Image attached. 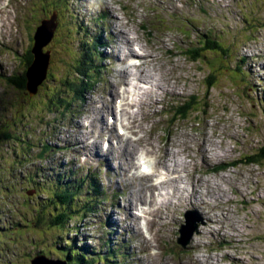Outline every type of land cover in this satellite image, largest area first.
<instances>
[{
  "label": "rangeland",
  "instance_id": "374dc122",
  "mask_svg": "<svg viewBox=\"0 0 264 264\" xmlns=\"http://www.w3.org/2000/svg\"><path fill=\"white\" fill-rule=\"evenodd\" d=\"M162 1L164 13L160 8L151 12L162 5L157 0H74L59 12L50 7L44 17V0H0V264H31L39 254L49 261L61 260L59 251L72 238L76 249L87 245L86 249L99 252L101 260L96 264H209L210 260L211 264H264V159L219 169L218 179L210 181L215 164L244 159L264 147V0H187V8L179 0ZM124 5L126 11L121 9ZM90 13L93 22H88ZM41 20L47 22V34L39 43H44L49 62L46 79L35 95L37 83L20 91L9 88L5 80L6 71L20 69L19 56ZM64 20L74 25L75 40L69 42ZM103 26L110 37L103 33L108 46L99 49L87 43L88 51H102L97 59H90L91 66L104 68L95 71L93 88L82 92L80 103L69 96L71 104L64 110L50 109L47 93L59 91L63 77L72 71L76 54L67 48L79 51ZM115 26L148 44L131 45L141 56L137 61L145 60L146 79L136 78L131 61L120 62L127 49L117 40ZM203 33L228 48V56L216 52L195 61L185 54L190 42L196 43ZM146 50L159 59L142 58ZM243 54L245 60L234 56ZM126 68L129 75L122 82L120 72ZM209 71L212 83L205 91ZM153 79V85L174 86L166 93L158 89L156 94L143 95L145 86H150L145 82ZM136 94L142 105L125 106V99L134 102ZM191 95L200 99L190 106L188 116L171 117L172 106L184 104L179 102ZM103 104L110 109L99 108ZM119 126L126 130L124 135ZM90 144L99 151L89 149ZM108 145L113 149L106 152ZM222 151L223 156H216ZM25 152L28 156L22 155ZM139 159L153 164L149 174L140 172ZM93 173L103 193L98 198L84 190L73 195L72 204L81 206H88L84 202L88 196L87 211L81 214L79 208L61 231L50 227L52 215L61 211L58 198L49 201L50 194L72 192L77 188L75 179L85 181ZM167 178H172L169 183H158ZM218 180H228V185H219ZM168 192L170 197L162 200ZM150 194L152 216H137V222L141 227L148 220L152 246L144 244L126 220L132 212L139 214L136 199L148 201ZM134 202L129 211L124 208ZM106 207L111 208L104 211ZM187 210L194 211L199 231L183 248L176 237Z\"/></svg>",
  "mask_w": 264,
  "mask_h": 264
},
{
  "label": "trees",
  "instance_id": "16d2710c",
  "mask_svg": "<svg viewBox=\"0 0 264 264\" xmlns=\"http://www.w3.org/2000/svg\"><path fill=\"white\" fill-rule=\"evenodd\" d=\"M46 4H48L50 7L54 8L53 10H56L57 12L60 11L61 8L65 7H70L72 2L74 0H44ZM160 3L164 2L162 0H158ZM262 2V0H260ZM260 2V3H261ZM161 12L164 13L167 11V8H163V4L160 5ZM154 11V10H152ZM49 11H46V9L41 10V14L45 15V13H48ZM171 16H175L174 14H170ZM88 22H93L95 17L93 16V13L88 14ZM36 20L33 22L35 23ZM65 22L66 25H65ZM253 23H256L253 21ZM246 24H249L247 22ZM64 25L65 29L67 32L74 33V25L71 23V21L64 20ZM35 26V25H34ZM58 30V26L56 27ZM106 29L105 26L102 27V30L96 31L89 39V41H86V43L81 44L82 49H78L79 51L73 49V47H68L67 49L71 50L74 54H76L75 59L72 61V71L68 72L64 77H63V83L61 87L59 88V91L53 90L52 93H47V97L45 98V102L47 101L48 104H51L49 106L50 109L53 107H58L60 110H64L65 106L68 104H71L70 98H74L75 100L78 101V103L81 102L82 98V92L86 89L93 88L94 86V73L95 71L98 73L99 71H102V68H98L97 66H91L92 61L90 59H97V54L101 56L102 51L97 50L96 52H90L87 50V43L91 42L96 44L98 47L102 45L104 41V36L103 33H105V37H109V35L106 34ZM62 32V31H61ZM68 34V33H67ZM110 38V37H109ZM68 39L69 42L70 40H75L73 36L68 34ZM77 40H82L81 38H78ZM86 44V45H85ZM108 44L107 41H104V45L106 46ZM85 45V46H84ZM95 47V45L93 46ZM93 50L96 51L95 48ZM221 54L222 56L228 55V48H223L217 41H215L208 33H203L201 36H198V39L195 42H190V45L187 46V49L185 50V54L189 53L191 58H193L195 61L199 60L201 57V61L204 55L207 54H214V53ZM236 59H241L245 60L246 57L237 56L234 55ZM20 59L23 60L24 64V71L22 74V69L20 68L19 70L13 71V75L8 76L7 80H5V84L9 86V88H17L19 90H22L23 88H27V76L25 75V72L29 66L32 65L33 61V54L32 51L30 50V46L24 51V53L19 56ZM87 58V59H86ZM101 59V57H100ZM101 61V60H100ZM91 62V63H90ZM97 67V68H96ZM101 69V70H100ZM235 70L240 72L241 74L245 75V72L241 70V68L238 65H235ZM93 72V73H92ZM212 72L209 71L208 76L206 77V84H205V91L206 87L208 89L211 87L210 83H212V77H211ZM37 95V94H35ZM200 96L197 95H191L187 101L182 102L184 104H175V106H172L174 112L171 115V117H181L182 119L187 117L190 112H188V109L192 104H194L195 100H199ZM204 106H208L207 103L203 104ZM194 112V111H191ZM172 122V121H171ZM24 148V147H23ZM26 151L30 150V147H25ZM42 152H40L39 156H41ZM23 156H28V152H25L22 154ZM264 159V147L260 149V151L257 154H253L249 157H245L243 160L239 161H231L230 163H220L215 166V170H219L225 167H228L229 165H234L236 166L237 164H258L260 163V160ZM212 169V170H214ZM83 181V180H82ZM77 188L73 190L72 192L69 191H59V194L54 195L50 194L48 197L49 201L56 197L58 198V205L61 209V211L57 215H52V221L48 222L47 224L50 227H55L57 230L61 231L66 222H68L69 219H72L73 217L76 216L77 212H79V208L81 209V214L85 213L88 209V207L91 205L89 203V199L87 198L88 196H94V198H98L102 193L103 189L100 188V186L97 183L96 179V174L93 173L92 175L86 176L85 179V184L80 187L79 185L76 186ZM81 190H84L88 196L84 197L85 203L88 204V206H81L78 203L72 204L73 200L75 199L73 195L78 194L81 192ZM106 199V198H104ZM97 202L98 199H97ZM60 204V205H59ZM64 205V206H62ZM98 205V204H96ZM75 206V207H74ZM51 224H53L51 226ZM60 238V237H59ZM67 245H66V244ZM64 246H62L60 252V258L69 260L67 264H96L99 263L101 260V256H98L99 252L93 251L92 249H89L87 245H84L83 247H80L76 249L75 242L72 238V242L69 243V241L65 240L64 241ZM69 247V248H68ZM86 252H90L91 256H88Z\"/></svg>",
  "mask_w": 264,
  "mask_h": 264
},
{
  "label": "bare ground",
  "instance_id": "6f19581e",
  "mask_svg": "<svg viewBox=\"0 0 264 264\" xmlns=\"http://www.w3.org/2000/svg\"><path fill=\"white\" fill-rule=\"evenodd\" d=\"M259 1V0H258ZM120 5H121V3H120ZM122 10H124V11H126L127 10V7H126V5H124L122 8H121ZM107 12H108V15H109V10L107 9ZM55 14V13H54ZM123 17H124V15H123ZM122 18V17H121ZM120 18V19H121ZM125 19H127V21H126V23H130V22H132V19L131 18H125ZM47 22H43L42 24H41V26L38 28V30H37V33H36V36H35V46H34V49H33V51H34V54H35V56H34V62H33V65H32V67L30 68V70H29V87H31V82H33V83H38L39 82V79L41 78V76L43 75V71H44V68H45V65H46V62H47V55L45 56V55H42L41 53H40V51L38 50V47L40 46V45H42V44H44V43H42V44H40L39 43V41L40 40H42V39H44V37L46 36V34H47V32H46V26H45V24H46ZM123 23V22H122ZM53 25V24H52ZM118 25H121L120 24V21H119V24ZM115 28V36L118 38H116L119 42H121L122 44H123V46H124V48H126L127 49V52L126 53H124V55H123V57L121 58V60H120V62H123V61H125V60H128L129 59V57H131V56H139V54H138V52H136L134 49H132L131 48V44L134 42V41H137V42H140L141 41V43H140V47L141 48H145L148 44L145 42V40H144V38L142 37L141 39L139 38V36H136L135 38H129L128 37V33L122 28V27H120V26H115L114 27ZM134 29H136V31H137V33H138V30H137V28H134ZM48 33H49V31H48ZM68 34H70L71 36H73V33H70V32H68ZM142 43H144V45L142 44ZM155 50L154 49H152V52H154ZM167 51V50H166ZM152 52H151V54H150V52H148L147 50H146V52L144 53V55L142 56V58H144V59H147V58H151V59H149V60H152V61H156V60H158L159 59V56H153L152 55ZM158 64V63H157ZM157 64H156V66H157ZM20 68L22 69V74H23V71H24V64H23V60L22 59H20ZM134 69H135V75H136V78L138 79V80H144V79H146V76H148V75H146V73H145V69H144V66H145V60H142V61H139L138 62V64H130ZM148 67V66H147ZM39 68H41L39 71H38V69ZM40 72H42V74H40ZM6 73H7V75L9 76H11V75H13V73H11L10 71H6ZM121 75H122V82H124L125 81V79H126V77L129 75V71H128V69L126 68V69H124V70H122L121 72ZM125 74V75H124ZM25 75H26V72H25ZM124 75V76H123ZM151 75V74H150ZM142 78V79H141ZM155 78V77H154ZM35 80V81H34ZM165 79H163V81H164ZM145 84H151L152 86H155V87H157V89H162L165 93L167 92V90H168V87H173L174 86V84H172V85H168V86H164V87H162V86H160V85H158V84H154L153 85V82H151V81H147V82H145ZM137 86L138 85H136V88H137ZM155 92H157V90H154L153 88H146L145 89V92H144V94H146V95H150V94H153V93H155ZM114 94H117V93H114ZM136 103H138L139 105H141V102H138V101H134V102H128V101H126V99H125V101H124V105L125 106H128V107H132V106H135L136 105ZM104 106V107H103ZM103 107V109H104V111H107V110H109L110 109V105H105V104H103L102 106H100L99 108H102ZM121 109H123L124 110V108H121ZM137 113H138V115H140L141 114V109H139V110H137L136 111ZM126 115H127V113H126ZM129 115V114H128ZM129 117H130V115H129ZM119 128H122V126H119ZM89 135H87V137H88ZM94 143V142H93ZM93 143H91V144H93ZM91 144H90V146H89V149H94V151H96L95 153H97V151H99L97 148H95V147H91ZM111 149H113L112 147H110L109 145H108V147L106 148V152H109ZM122 150H124L125 151V147H123L122 148ZM106 152L104 151V153H103V158H104V160L106 161V158H107V154H106ZM129 154L131 153V152H128ZM223 156L224 154H223V151L221 152V154L219 153V154H216V156ZM174 165H175V163H174ZM140 166H141V164L139 165V168H140ZM153 169V164H150V169H149V172L151 171ZM132 171V170H131ZM130 171V172H131ZM178 172V168L177 169H175L174 171H173V173L174 174H176ZM148 174V173H147ZM162 178H164V176L162 177ZM174 179H177V178H179V176H174L173 177ZM172 178H167L165 181H162V182H167V183H169L170 182V180H171ZM215 181L217 180V179H215V178H213ZM180 180H181V184H183V185H185V182L182 180V177H180ZM161 181H158V183H160ZM155 184L156 183H154V184H151L150 186L152 187V188H155ZM217 185V184H216ZM183 190H185L184 188H183ZM164 194V193H163ZM167 196H168V193L167 194H164V196H163V198H167ZM151 197H152V194H150V204H149V200L148 201H146V199H141V197H138L137 199H136V201L139 203V205L137 206V208H139L140 210H141V212H142V216L143 217H147V216H152V213H153V211L154 210H151L150 209V207L152 206V204H153V200L151 199ZM179 199V198H178ZM156 204L157 205H159V203H157V201H156ZM178 204H181V200L180 201H178ZM135 205H136V202H134V205L133 206H128V207H124L126 210H128L129 211V209L131 208V207H135ZM161 208V207H160ZM115 211V210H114ZM132 213H134V212H132ZM138 215L136 214V213H134V215L133 214H130L128 217H126V220L127 221H129V223H128V225L130 226V229H132V231H134V233H136V234H138L139 236H141L143 239H144V244H148V245H150V246H152L153 245V242H152V237H150V238H148L146 235H145V233H144V231H143V229H142V227H140L139 225H138V222H137V219H138V217H137ZM140 217V216H139ZM113 221V225H115V223L114 222H117L118 223V225H120V221H117V220H112ZM144 223H145V229H146V231H147V233H149L150 235H151V232H150V228H151V226H150V224H148V220H145L144 219ZM191 224H194L192 221L190 222ZM137 225V230H135V226ZM192 226V225H191ZM114 253H115V251H114ZM122 254V253H121ZM118 261V260H117ZM121 262V261H120Z\"/></svg>",
  "mask_w": 264,
  "mask_h": 264
},
{
  "label": "water",
  "instance_id": "95a60500",
  "mask_svg": "<svg viewBox=\"0 0 264 264\" xmlns=\"http://www.w3.org/2000/svg\"><path fill=\"white\" fill-rule=\"evenodd\" d=\"M190 222H191V219L186 218V224L182 226V229L179 230V236L177 238V243L181 245L182 247H185L189 243L194 232L197 233V230H196L197 225L191 224ZM42 263L43 264H54V263L65 264V261L63 260H50L49 261V259L42 254H39L38 256H35L34 258L31 259V264H42Z\"/></svg>",
  "mask_w": 264,
  "mask_h": 264
},
{
  "label": "snow or ice",
  "instance_id": "6c2138e0",
  "mask_svg": "<svg viewBox=\"0 0 264 264\" xmlns=\"http://www.w3.org/2000/svg\"><path fill=\"white\" fill-rule=\"evenodd\" d=\"M147 169H145V171H146Z\"/></svg>",
  "mask_w": 264,
  "mask_h": 264
}]
</instances>
